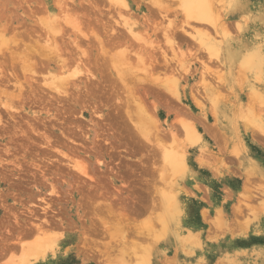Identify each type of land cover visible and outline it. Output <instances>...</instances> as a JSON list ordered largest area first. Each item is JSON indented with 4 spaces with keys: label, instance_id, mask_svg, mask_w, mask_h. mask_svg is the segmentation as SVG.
I'll use <instances>...</instances> for the list:
<instances>
[{
    "label": "rangeland",
    "instance_id": "374dc122",
    "mask_svg": "<svg viewBox=\"0 0 264 264\" xmlns=\"http://www.w3.org/2000/svg\"><path fill=\"white\" fill-rule=\"evenodd\" d=\"M59 1L97 30L103 21L126 30L106 0H0V264H264V0H215L227 17L219 35L208 24L186 25L189 7L176 1L159 16L130 0L129 22L158 15L151 57L192 65L181 73L182 102L146 83L131 97L87 41L92 59L78 69L65 23L62 69L39 19H62ZM169 21L192 35L208 31L223 54L232 47L240 57L220 64L189 36L178 37L175 55L163 36ZM27 48L34 54L24 69ZM136 63L133 54L130 87L142 75ZM133 98L144 101L146 116ZM140 114L150 122L139 123ZM84 166L95 181L80 173Z\"/></svg>",
    "mask_w": 264,
    "mask_h": 264
},
{
    "label": "bare ground",
    "instance_id": "6f19581e",
    "mask_svg": "<svg viewBox=\"0 0 264 264\" xmlns=\"http://www.w3.org/2000/svg\"><path fill=\"white\" fill-rule=\"evenodd\" d=\"M106 1H105L106 3L110 4L109 6L110 8L116 10L119 20L120 19L123 20V23L115 22V25L118 26L121 25V27L126 29L125 32L117 31L116 29H114V26H112L111 23H109L108 21L107 22L103 21L100 28L103 26L104 30L102 28L99 30L100 31L103 30L104 33H101L99 30L96 29V27L99 26L95 27V24L92 23L90 18L89 21L85 19L87 20V22H85L82 16L79 15L77 11H75L76 10L75 8L71 9L66 3H63L61 1H59L60 5H57V11L59 13H63V12L67 13L62 19L58 17L57 14L54 13L49 14L48 17L39 18L41 23L43 24L41 25V23L40 24L38 23L39 26L40 25L42 26L40 27L42 28L41 30L42 34L40 36L42 37L44 36L45 39H47V42H49V47L47 48L51 49L50 51H53V53L51 52L53 54L52 56L56 55L58 59H60V61L62 62L61 65L62 69L66 70V67H68V62L66 59L64 60L62 59V55L64 51L62 45L60 46L58 43V41L64 40L65 30L63 29L64 27L62 23H65V25L71 27L70 29L72 32L70 37L73 40V44L76 51L80 53L76 58L72 59V61L76 63L78 69L81 68L80 63L84 62V60H88L89 62L91 61L92 59L91 52H93L96 53L95 55H97L96 58L95 57L94 58L97 60L102 59L104 65L106 63L107 64L110 63L111 69H113L114 74L118 77L120 82L128 91V95H130L131 97H134L136 94L135 92L137 90L136 88L137 84L143 85L146 83L150 85V86L148 85V87H153V88L157 87L160 89V91L163 89V92L169 94L170 97L174 96L175 98L174 97L173 98L175 100L182 102L183 101L182 96L179 94V88L183 81V76L181 75V73H183L184 75L185 74L189 75L190 67H192V65L190 63H185V61L183 60H177L179 64L177 65V68L175 67L173 68L171 66L172 63L170 64L169 63L170 61L167 58H164L163 62H159L155 58L151 57V56H156V53L158 52L157 50H154L156 47L154 46V44H155V38L158 35L159 28L158 26H156L153 20V18L158 15L157 14H155L154 16L147 15L151 13L143 14L142 16L143 19L141 23H135V22L131 23L129 22L128 19H126V16L124 15L125 14L124 11H126L127 14V12L131 8L130 0H106ZM166 1L167 0H142V3L143 4L147 3L154 6L158 10L157 13L159 14V16H161L163 15V13L168 15L171 10L170 5L172 4L173 1H174L173 5H175V1H176L178 2L177 5H180L181 7L183 6L189 7L188 10L184 11L185 14L184 17L186 18V21L184 23L186 25H190L191 21H194L196 23H199V25L208 24L213 29H215L216 34L218 35L222 31H225L224 33L227 32L225 29L227 17L223 16L220 10L217 9L218 3H215V0H173V1L171 0L172 2L171 3L169 2L170 4H168L167 3L168 1L167 2ZM218 1H222V0H218ZM241 6L242 4L239 3L235 4L234 11L235 12L238 11ZM153 12L154 11L152 10V13ZM128 15L132 17V14L130 13ZM185 27L184 25H182L181 27H177V25H175L172 21H169V26L164 29L163 36L165 39V43L170 46L171 50L175 53V55H177V50L175 49V47H177L176 44L177 43L179 44L178 37H181V40L182 37L183 38L187 37L186 39L190 37L192 38L191 40L193 41L194 40L200 41L205 51L210 56L215 57L220 64L227 65L228 63L235 62L236 59L240 57V50L238 51V49H234L232 47L228 48L230 50L229 55L223 54L224 46H225L224 43L222 42L216 43L217 41L215 42V39L211 36V34L208 31L202 32L197 29H194L196 34L192 35L191 33L190 34L186 33L187 31H185ZM180 30L184 31L181 32L182 33L181 35L179 34ZM150 32L152 33L150 34ZM202 35H203V39L200 40V36ZM129 37L133 38L137 44V51L135 53L131 48L132 43ZM146 38L153 40L152 41L146 40ZM72 40L70 42H72ZM84 41L88 42L87 48L91 49V52L86 47H83L82 43ZM111 50H116V51L111 52ZM33 54H34L33 50L29 48L26 49V53L24 54L25 58L22 59L24 61L22 68L26 69L30 67L29 59L31 56L29 55H33ZM133 54L136 55V62H137L136 64L139 63L142 66L139 67L141 68L140 69L141 71L140 70L139 71L140 73H142V75L138 72L140 76H137L138 78L137 80H135L136 85L130 87L128 86V75H130L129 74L130 68L132 70L130 64V58L133 56ZM171 60L173 61L174 59L172 58ZM27 63H29L28 66ZM83 65H85V63H83ZM159 68L164 69V71L157 72ZM88 73L90 74V72ZM212 97L216 99L215 101V104L217 103L216 107L218 106V109L220 110L221 105L223 103L220 100L221 99L220 95L218 94L217 91H213ZM136 100L134 102L135 104L136 102L138 104L137 109L139 110V112H141V114L145 115L147 113V106L142 105L144 104L143 103L144 101H142V99L139 100L136 99ZM141 114L138 117L139 123H141L142 125L149 123L150 122L149 119L146 120L145 118H143L146 115L142 116ZM217 115H219V113H217ZM228 123H230V121H228ZM180 124L186 130V134L190 138H195L199 136L198 128H196L194 125L188 123L185 120L180 122ZM173 136L176 137V134L174 133ZM80 173L89 180L95 181V178L89 175L87 166H84L80 170ZM118 198L123 199L125 197L120 193L118 194ZM165 203L167 207L172 209L175 206H177V201L174 199L172 195L166 196ZM167 217L172 221L171 222L172 225H174V221L177 222L176 224L178 225L179 220L177 221V219L174 217L172 212L168 213Z\"/></svg>",
    "mask_w": 264,
    "mask_h": 264
}]
</instances>
